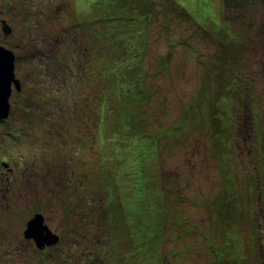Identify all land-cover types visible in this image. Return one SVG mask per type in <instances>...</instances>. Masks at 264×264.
<instances>
[{"label": "rangeland", "instance_id": "374dc122", "mask_svg": "<svg viewBox=\"0 0 264 264\" xmlns=\"http://www.w3.org/2000/svg\"><path fill=\"white\" fill-rule=\"evenodd\" d=\"M251 3L242 11L225 0L153 2L140 26L148 48L143 81L148 99L140 105H128L129 98L111 89L104 93L112 74L109 82L99 69L97 74L87 69L88 78L82 75L88 64L106 59L104 45L116 39L108 33L117 23L111 18L112 0L0 3V45L15 53L21 82L10 98L12 132L18 137L0 125V264H132L135 258L115 257L124 253L119 246L125 243L113 240L132 234L147 239L152 233L156 238L146 245L154 246L161 264H264V166L247 151L249 134L264 119V0ZM34 23L38 36L31 30ZM54 51L58 62L50 65ZM59 62L73 71L64 83L78 90L77 102L71 107L60 96V115L49 105L45 118L38 104L46 92L53 105L58 103V89L49 91L46 84ZM43 71L52 75L40 78ZM240 80L244 102L255 91L256 117L237 99L236 124L217 137L208 107L215 92ZM197 103H203L201 110ZM127 105L149 124L141 123L148 137L118 135L123 118L117 113L123 116ZM20 106L35 113L29 108V118ZM228 131L231 154L224 151ZM106 186L118 211L104 218L101 205L93 202L106 197ZM37 213L60 235V245L44 250L26 240L28 222ZM112 213L128 222L111 223Z\"/></svg>", "mask_w": 264, "mask_h": 264}, {"label": "trees", "instance_id": "16d2710c", "mask_svg": "<svg viewBox=\"0 0 264 264\" xmlns=\"http://www.w3.org/2000/svg\"><path fill=\"white\" fill-rule=\"evenodd\" d=\"M112 1H113V6H112L113 13L111 15V18H112V20L116 21L117 23H116L115 28L110 30V32H108V33H110V35H113L116 37V39L114 40L115 44L113 43V40H111V46L108 47L107 45H104V47L106 46L105 51H107V54H104V56L106 57V59L108 58L109 61L106 62L105 61L106 59L105 60L103 59L102 63L95 64L94 66L93 65L90 66L88 64V67L85 66L86 71H83L82 75L84 76V78H88L89 71H92V69L95 68L96 69L95 72L97 74V70L99 69L100 72H103L102 73V75H103L102 80L109 82L107 79H108L109 75L111 76V74H112L113 78H111V79L113 82L109 83L111 86H110L109 90L108 89L104 90V93L108 94L107 92H110V89H111L112 91H115L114 94H117V95L120 94V96L122 98H124V97L129 98L128 105H130V104L140 105L143 100H145L147 102V99H148V91L146 90L147 87H145L146 84L143 83V81L146 79V77L148 75V71H146V69L144 68V62L147 58L148 48L146 46H143V41H142V38L140 35L142 30L140 29V26L144 27V25L146 24L147 20L150 17V12L152 10L151 6H152L153 2H156V0H152V2L149 0L150 1L149 5H148V3L147 4L142 3L140 0H112ZM252 1L253 0H225L226 5H228L230 3L231 6H233V7L234 6L235 7L237 6L238 8L241 7L242 11H244V9H246L248 7V5H251ZM12 2H13V0H0V3L2 5H5V6H11ZM139 6H141V7H139ZM137 11H139V13ZM97 13L99 15H101L99 12H97ZM101 16H99V19L102 18ZM36 21L41 22V20H36ZM34 26H36V27L31 29V30H34L33 35L38 36L40 33V31H39L40 27L36 24ZM80 29L83 32H89V28H87L86 26H81ZM97 34H99V33H97ZM227 35L232 40H234V38L236 37V35L233 34V32H231V33L229 32V33H227ZM63 46L65 47L64 42H63ZM97 50H99V49H97ZM113 51H115L116 53L112 55ZM53 53H52L53 55L49 57L50 65H53L54 63L58 62V58H57L56 62H55V60H53L56 52L54 51ZM121 60H123V63L121 65H116V62H121ZM57 64H58L56 66V72L57 73L54 75L53 78L52 77L49 78V79H51V81L47 82L46 86L47 85L50 86V87L47 86L49 91H50L51 87L58 89V91H56L57 93H56V97H55L57 100L56 102H58V103L57 104L55 103L53 105V99H52V97H50L48 92L45 93L46 94L45 99L43 101H40L42 105L38 104V101H35L36 99L32 100L33 104H35V105L38 104V107L40 108V110H41V112L45 118L48 117L47 113L52 110V109H50V107L54 108V109L57 107L56 113H59V115H60V112H61L60 110H62V108L60 106L61 105L60 104V96H61V98H63L62 100H64L65 103L72 104L71 107H74V101L77 102L76 100H74V98H75V95L78 92V90L76 91L75 89H72V87H70L69 84L66 85V83H64L65 79L68 80V79L72 78L73 71L69 72L68 69L66 70L63 67H61L62 62H59ZM107 65H109V69H108V67L107 68L105 67ZM228 66L229 65H226V68ZM124 68H127V69L125 70ZM87 69H89V71H87ZM123 70L130 72L128 74V77H124L125 74L123 72H125V71H123ZM104 71L106 72L105 75H104ZM78 73H80V72H78ZM132 74H137L136 75V81H135V79L132 78ZM39 75H40V78H42L44 76H46L48 78L52 74L47 73V71H43V73H41ZM74 77H76V76H74ZM118 78L121 79L122 83ZM80 79H82V77H80ZM118 81L121 84L118 83ZM240 82H241V80L239 82H236V83H231L227 88L223 87L221 91L218 90L217 92H215V97L212 98L210 106L208 107L209 111H211V113H210L211 117H210L208 122L211 124L210 128L215 131L214 134H216L217 137H218V135L223 133L224 130H226L225 127L230 126L228 128L230 130V128L236 124V120H235L234 114H232V111H234V113H235L236 106L238 105L239 102H241V104H243L245 107H249L252 110H254V111H251L254 114V116H255V114H257L258 109H257V107H255V104H256V100L258 98H257L256 94H254L255 91H251V89L253 90V88H252L253 85L251 87H250V85L247 87V88H250L248 91H251L250 95L246 96V97L249 96V103H247V101L244 102L245 97L243 96V88L239 85ZM130 84H132V85H130ZM61 85H64L65 87L69 88L71 91L68 92V90L66 88L63 89V87L58 88V86H61ZM83 85L84 84H81L80 86L82 87ZM73 87L75 88L76 86L73 84ZM76 89H77V87H76ZM118 90L120 92H118ZM58 96H59V99H57ZM205 96H206V92H203V97H205ZM27 97L32 99V97H30V96H27ZM237 99H239V102ZM203 103H197V107L200 108V110L202 109V106H204ZM220 103H222L224 105H220ZM49 105H51V106L49 107ZM128 105L120 112L123 116L119 115V113H117L115 111L117 113V115L120 117V119L123 118L122 122L120 124V127H119V131H117L118 135L125 137V139H127V140H129L133 136H138V138L140 140H142L147 135L146 134L143 135V133H141V129H143V126L141 125V123L144 126H149V124L146 125L147 123L145 124V122H147V121L140 118V115L138 113L134 112L135 111L134 109H129L131 107H129ZM117 107H118V105H117ZM117 107H115V109ZM29 108L32 109V107H29ZM29 108H25L23 106H20L19 109H21L22 112H25L27 114V116L30 118L31 112H30ZM112 109L113 108H111L110 113H111ZM119 110L120 109H117V111H119ZM32 112L35 113L33 111V109H32ZM11 115H12V108L10 111L9 118L4 120V121H0V125L6 124L8 134L17 138L18 133L15 134L14 132H12V125L14 123L13 122L14 119L12 118ZM222 116L224 117V119H222ZM125 118H127L128 120H125ZM30 122H32V118H31ZM58 122H59V120H57L55 124H58ZM117 122H119V121H117ZM123 122L127 123V125H125ZM224 123L226 126H223ZM258 123H259L260 127L258 128V125L256 126V124H255V127H253L254 128L253 132L249 134L250 140L247 144L248 145L247 151L249 154H251L250 159L252 161H254L256 159L257 166H261L260 164H262L264 166V119H260ZM107 130H104V131L106 132ZM112 132H114V131H112ZM230 134H231L230 131H228V137L226 139V143H225L226 145H225V149H224V151H226L229 154H231L229 146H230V143H232V138H231L232 135H230ZM217 144L221 147V143L218 142V140H217ZM4 164L9 165L6 162L2 163V165H4ZM10 170H12V169H10ZM107 186L105 187V196L106 197L105 198L102 197L101 202H96V201L93 202L94 205H98V206L101 205L100 207L102 208V215H104V218H106V215L108 213H110L111 210L116 209L118 211L117 207L112 203L114 199L108 200V197L110 196V194L112 195L113 192L111 190H109V188ZM114 194H115V192H114ZM90 198H91V194H90L88 199H90ZM115 199H116V197H115ZM116 205H120V204H116ZM121 208L123 209V206H121L120 209ZM117 219L118 218L114 216V213H112L111 223H113ZM119 221L124 222V223L128 222L126 219H124V220L120 219ZM140 226L141 225L135 227L139 233H140V231L142 232V230H140ZM129 228L132 229V227H129ZM127 229H128V227L125 228V230H127ZM125 233L126 234L128 233V235L131 234L129 232H125ZM150 233H152V232H150ZM209 234L211 236H213L214 239L216 238L215 233L209 232ZM130 236L131 237L128 239L124 236L122 238H118L117 240H113V241L117 242V244L119 242L125 243L124 246H121V247L119 246V248H122V250L125 248L123 250L124 253L121 254L119 252V253L115 254V257L119 258L118 260H120V258L122 257L123 260L127 261L128 257H132V258H135L134 262H132V264H161L160 260L157 259V255H156V252L154 250V246L150 245V244L146 245V241L149 239L154 240L156 238V234H153V233L149 234L147 239L140 237L137 234H135V235L132 234ZM26 240H28V239H26ZM141 240H143V241L141 242ZM28 241L32 242L31 240H28ZM110 242H112V241H110ZM60 244L61 243L59 242L57 245H60ZM57 245H55V246H57ZM109 248L112 249L111 247H109ZM129 248H131V249L129 250ZM132 248H133V252H131ZM57 249H59V248H57ZM40 251H43V250H40ZM128 264H131V263L129 262ZM214 264H219V263L217 260H215Z\"/></svg>", "mask_w": 264, "mask_h": 264}, {"label": "water", "instance_id": "95a60500", "mask_svg": "<svg viewBox=\"0 0 264 264\" xmlns=\"http://www.w3.org/2000/svg\"><path fill=\"white\" fill-rule=\"evenodd\" d=\"M15 53L0 45V121L9 118L11 111L10 98L13 87L21 90V82L15 74ZM7 166V164H4ZM25 238L34 241L39 249L55 246L60 242V235L54 233L46 223L44 215L37 213L28 222Z\"/></svg>", "mask_w": 264, "mask_h": 264}, {"label": "flooded vegetation", "instance_id": "af4514ba", "mask_svg": "<svg viewBox=\"0 0 264 264\" xmlns=\"http://www.w3.org/2000/svg\"><path fill=\"white\" fill-rule=\"evenodd\" d=\"M0 181H2V176L0 175Z\"/></svg>", "mask_w": 264, "mask_h": 264}, {"label": "clouds", "instance_id": "9594fccd", "mask_svg": "<svg viewBox=\"0 0 264 264\" xmlns=\"http://www.w3.org/2000/svg\"><path fill=\"white\" fill-rule=\"evenodd\" d=\"M61 238V237H60Z\"/></svg>", "mask_w": 264, "mask_h": 264}]
</instances>
